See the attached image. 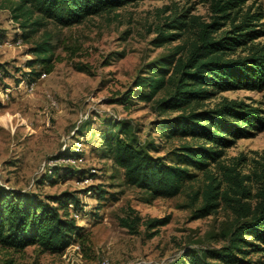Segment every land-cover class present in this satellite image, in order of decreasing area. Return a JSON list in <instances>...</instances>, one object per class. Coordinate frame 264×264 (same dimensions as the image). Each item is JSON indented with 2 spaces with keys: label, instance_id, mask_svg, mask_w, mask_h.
Here are the masks:
<instances>
[{
  "label": "rangeland",
  "instance_id": "374dc122",
  "mask_svg": "<svg viewBox=\"0 0 264 264\" xmlns=\"http://www.w3.org/2000/svg\"><path fill=\"white\" fill-rule=\"evenodd\" d=\"M17 3L0 0V63L4 64L0 69V187L41 198L75 193L79 210L72 203L68 208L89 239L84 245L73 242L61 253L40 251L36 245L21 250L0 246V264H182L191 250L225 245L242 211L232 199L252 207L262 191L264 130L236 139L218 161L211 162L207 175L196 171V177L185 181L176 195L152 199L125 180L123 169L107 153L102 134L108 121H127L140 143L158 144L149 151L151 155L165 158L172 148L196 142L189 137L167 138L156 127L158 119L179 113H158L155 108L156 100L168 94V85L149 101L132 94L124 103L116 99L135 88L138 76L147 75L149 62L177 46H188L200 23L217 20L220 24L209 29L219 26L215 32L219 34L247 13L258 16L256 27L262 32L252 43L264 46V0H243L220 18L212 0H139L70 26L43 19L34 31L30 24L20 25L22 18L14 19L12 9ZM178 14L182 23L164 25ZM159 31L175 35L156 45L153 39ZM42 40L53 47V69L29 82L26 74L33 66L27 62L34 59L32 49ZM249 45L238 47L231 56L247 54ZM140 91L146 92V86ZM223 96L264 107V87L221 91L204 104L212 106ZM220 165L247 176L242 180L246 193L239 192L236 180L227 181ZM54 166L84 172L50 174ZM208 176L219 180L226 195L217 198L218 205L209 214L196 217ZM97 183L107 191L104 198L86 190ZM131 210L140 217L135 231L121 223ZM165 217V223L147 226L150 219ZM248 257L264 264L262 251L249 250Z\"/></svg>",
  "mask_w": 264,
  "mask_h": 264
},
{
  "label": "trees",
  "instance_id": "16d2710c",
  "mask_svg": "<svg viewBox=\"0 0 264 264\" xmlns=\"http://www.w3.org/2000/svg\"><path fill=\"white\" fill-rule=\"evenodd\" d=\"M136 1L139 0H18L12 11L14 19L22 18V27L30 24L34 26V31L43 19H50L60 26H70L88 16ZM212 2L219 12L217 18H220L243 0ZM34 14L39 16L31 20ZM179 17V14L174 15L164 25L178 26L183 22ZM258 19V16L247 13L238 23H232L230 28L219 34L215 33L219 26L209 29L215 23L220 24L217 20L200 23L196 38L188 46H177L174 51L149 62L147 75L138 76L135 88L116 99L124 103L130 96L128 94H132L140 100L149 101L168 85V94L156 100L155 108L158 113L169 110H179V113L158 119L156 127L167 138L189 137L196 141L172 148L167 152L170 157L153 156L149 151L157 148L154 140L140 143L135 137L134 126L129 122L108 121L102 134L107 153L112 154L116 165L123 169L125 180L145 190L149 199L176 195L185 181L196 177V171H205L207 175L211 162L218 161L224 148L236 139L264 130V107L260 105L226 96L212 106L204 104L205 100L221 91L260 90L264 87V46L252 43L262 32L260 27H256ZM28 35L23 33L24 37ZM173 35L159 31L153 42L161 45ZM249 42L247 54L231 56L238 47ZM179 48H184V52L177 55ZM52 49L47 40L34 45L32 51L35 57L27 62L33 66L26 74L29 82L34 81L42 71L49 73L53 69ZM35 64L40 68L35 69ZM3 66L0 63V69ZM144 86L147 91H140ZM112 127H116L115 132L111 131ZM220 167L227 181L236 180L241 188L239 192H247L242 183L246 175L241 176L234 167ZM71 168L54 166L50 174H58L60 170L63 174L84 172ZM208 178L202 192L203 203L194 211L196 217L209 214L218 205L217 198L226 195L225 190H220L216 177ZM86 190L99 198H104L107 192L100 183L91 184ZM232 200L242 211L229 233L228 242L215 249L191 250L182 264H260L246 256L249 250L264 252V185L252 207L239 198ZM78 202L73 192L41 198L31 192L0 187V246L21 250L36 245L40 251L61 253L73 242L84 245L89 239L88 234L68 208V204L72 203L74 209H78ZM167 218L150 219L147 226L165 223ZM139 221V215L133 210L121 217V223L132 231L136 230Z\"/></svg>",
  "mask_w": 264,
  "mask_h": 264
}]
</instances>
